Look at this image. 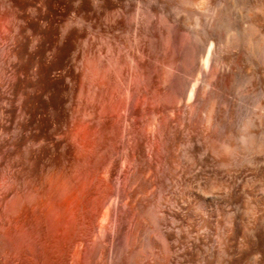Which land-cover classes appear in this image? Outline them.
Returning a JSON list of instances; mask_svg holds the SVG:
<instances>
[{"label": "bare ground", "instance_id": "bare-ground-1", "mask_svg": "<svg viewBox=\"0 0 264 264\" xmlns=\"http://www.w3.org/2000/svg\"><path fill=\"white\" fill-rule=\"evenodd\" d=\"M257 1L0 0V264H264Z\"/></svg>", "mask_w": 264, "mask_h": 264}, {"label": "rangeland", "instance_id": "rangeland-1", "mask_svg": "<svg viewBox=\"0 0 264 264\" xmlns=\"http://www.w3.org/2000/svg\"><path fill=\"white\" fill-rule=\"evenodd\" d=\"M252 2L249 4V5H243L242 3H241V0H232L231 2H230V0H228V5L224 8L225 10L223 11V18L225 19V21H227L228 19H232V21H234V23H236V26L241 30V27H242V29L243 28H245L246 26H248L252 21L250 20V16L249 15H251L250 13H249V15L247 14L249 11H251V9H250V7H252V5H255V4H252V3H254L255 1H257V0H251ZM261 1V0H260ZM234 3V4H233ZM257 3H259V1H257L256 2V4ZM237 4H238V6H237ZM237 6V7H235V6ZM229 6V7H228ZM246 6V7H245ZM242 7V8H241ZM249 7V8H248ZM227 8V9H226ZM238 8V9H237ZM250 9V10H249ZM240 11V12H239ZM236 13V14H235ZM237 13H241L240 14V16H239V14H237ZM238 15V16H237ZM243 15V16H242ZM209 16H211V14L209 15ZM231 17V18H230ZM226 18H227V20H226ZM243 18V19H242ZM262 19V18H261ZM260 18L259 19H257V21L255 20V22H254V26H255V28H256V30H257V32H260V30H262V31H264V23H263V21L261 20ZM259 21V22H258ZM261 26H260V25ZM263 27V29H261ZM261 31V32H262ZM127 37H122V39L121 40H124V41H122V43L124 42V43H127V44H125V45H128L129 44V38H127ZM126 40V41H125ZM127 50L126 49H123V51H122V53H121V57H122V59H124V60H126L127 59ZM125 54V55H124ZM23 61H25L26 62V60H24V59H22ZM22 61V62H23ZM24 62V63H25ZM246 72L247 71H245V69H243V71H241V74L237 77V80H236V83H235V85H236V88L237 89H242L243 90V88H244V90H246L245 89V87H244V84H245V78H246ZM22 77H26V78H22ZM28 77V78H27ZM30 78V79H29ZM120 77L118 76V80H120L119 79ZM21 79L23 80H21V82L19 81V82H17L18 84L20 83V85H18L17 84V86H16V88L18 89H16V90H12L11 88L9 89V87L8 86H6L5 87V85L0 89L1 91H3V94L5 95V96H8V97H11V98H13V99H18L17 98V96L19 95H17L16 93H20V92H25V89H26V91L29 89L26 85V83H24V81H26V80H29V81H31V74H29V75H25V74H23V75H21ZM123 81V80H122ZM122 81H120V82H122ZM20 86V87H19ZM23 88H25V89H23ZM20 89H22L21 91H20ZM12 90V91H11ZM8 92V93H7ZM14 92V93H13ZM245 92H248V91H245ZM245 95H247L248 97H243V98H248L249 100V102H247L246 101V103H244V100H243V98L241 99V100H243V101H241L240 100V102H242V103H244L243 105H242V107H243V109H244V111L245 112H248V111H251L252 109H253V111H255V108H256V111H257V106H256V103L253 101V99L251 100L250 98H251V96H250V98H249V95H250V93H247V94H245ZM247 100V99H246ZM253 101V102H252ZM253 104H252V103ZM247 103H251L250 105L249 104H247ZM255 105V106H254ZM245 106H247V107H245ZM248 106H250V107H248ZM246 108H247V110H246ZM248 108H250V110H248ZM242 109V110H243ZM259 110V109H258ZM259 112V111H258Z\"/></svg>", "mask_w": 264, "mask_h": 264}]
</instances>
